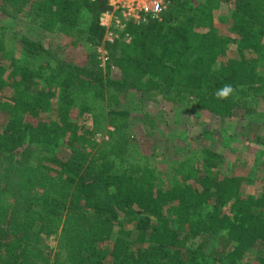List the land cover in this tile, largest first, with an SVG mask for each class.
<instances>
[{
  "label": "trees",
  "instance_id": "trees-1",
  "mask_svg": "<svg viewBox=\"0 0 264 264\" xmlns=\"http://www.w3.org/2000/svg\"><path fill=\"white\" fill-rule=\"evenodd\" d=\"M167 1L159 19L128 23L130 41L110 43L108 0H0V264H264V186L253 189L263 165L162 141L150 114L142 145L119 110L132 92L141 106L161 98L222 121L241 113L263 129L264 161V0ZM2 19L85 46L88 61L18 30L13 53ZM225 85L233 93L217 98ZM101 121L110 130L99 142Z\"/></svg>",
  "mask_w": 264,
  "mask_h": 264
},
{
  "label": "rangeland",
  "instance_id": "rangeland-1",
  "mask_svg": "<svg viewBox=\"0 0 264 264\" xmlns=\"http://www.w3.org/2000/svg\"><path fill=\"white\" fill-rule=\"evenodd\" d=\"M228 10L229 7L225 6L219 12L226 13ZM2 22L8 26L7 44L9 50L13 51V53L18 50V42L14 35V32L18 30L32 39L39 40L42 42L45 50L57 53L58 57H61L62 59L77 64H84L88 61L87 54L89 53V48L83 46L74 49L71 47L70 39H67L62 35L47 34L38 29L35 30L29 28V26L24 24H21L18 27H13L11 25L12 23H5L3 19ZM110 33L118 37L116 40L125 39L122 31L118 29L116 25H113L109 32H106L105 41L108 40L107 37ZM94 50L98 59L101 61V67L106 70L109 58L104 46H99ZM112 76L116 77L114 74H112ZM134 97V93L129 92L126 96L124 105L120 106L119 110L124 109L129 113V121L133 126L131 127V132L133 137L135 136L139 143L146 145L145 140L148 141L145 135L148 127L144 126L141 120L145 115L150 114L156 121L155 124L157 128L154 129V133L157 134L162 141H164L163 135L169 140L186 138L189 139L193 147L197 148V146L200 145L207 146L210 149L216 150L227 156L229 161L237 159L239 162L246 164V167L249 170H258V167H261L262 165L264 167V161H259V163H257V161L255 162V160L259 158L257 156L260 155V147L258 144H255L254 140L256 135H260L263 132V129H257V125L255 126L254 124L248 126L241 113L237 114L232 119L222 121L207 112H196L193 107L185 108L183 105L174 106L168 102H163L161 98H158L157 101H150L141 106L139 102H136ZM259 111H264V104H261ZM4 120H6V115L5 113L0 112V124L4 122ZM100 124L101 130L103 131L97 136L99 142L103 139H107L106 130H110L104 121H101ZM1 129L2 127L0 125V131ZM243 134H248L252 139L247 140L243 137ZM155 137L156 136H153L152 138ZM258 172L259 171H257V173ZM259 173L261 176L257 182V186L253 188L254 190H259L264 186V171ZM203 241L204 239L201 238L196 239L190 247L196 248ZM58 243V236H53L48 240V245L50 246V249L53 250V254H55L58 249ZM219 248V237L209 239V252H215ZM254 257V254H250L247 256L246 260H252Z\"/></svg>",
  "mask_w": 264,
  "mask_h": 264
},
{
  "label": "built area",
  "instance_id": "built-area-1",
  "mask_svg": "<svg viewBox=\"0 0 264 264\" xmlns=\"http://www.w3.org/2000/svg\"><path fill=\"white\" fill-rule=\"evenodd\" d=\"M108 3L111 9L102 15L101 24L106 32L116 25L126 41H130V35L125 33L129 22L142 24L148 17L159 19L170 4L167 0H108ZM107 39V42L114 43L118 37L110 33Z\"/></svg>",
  "mask_w": 264,
  "mask_h": 264
},
{
  "label": "clouds",
  "instance_id": "clouds-1",
  "mask_svg": "<svg viewBox=\"0 0 264 264\" xmlns=\"http://www.w3.org/2000/svg\"><path fill=\"white\" fill-rule=\"evenodd\" d=\"M233 91L234 89L231 85H225L223 88L217 90L215 95L217 96V98L227 99L230 96V94L233 93Z\"/></svg>",
  "mask_w": 264,
  "mask_h": 264
}]
</instances>
